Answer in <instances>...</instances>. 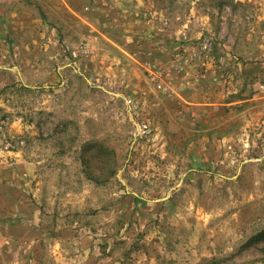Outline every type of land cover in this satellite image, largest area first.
<instances>
[{
  "label": "rangeland",
  "instance_id": "rangeland-1",
  "mask_svg": "<svg viewBox=\"0 0 264 264\" xmlns=\"http://www.w3.org/2000/svg\"><path fill=\"white\" fill-rule=\"evenodd\" d=\"M48 1L0 27V264H264V0Z\"/></svg>",
  "mask_w": 264,
  "mask_h": 264
},
{
  "label": "crops",
  "instance_id": "crops-1",
  "mask_svg": "<svg viewBox=\"0 0 264 264\" xmlns=\"http://www.w3.org/2000/svg\"><path fill=\"white\" fill-rule=\"evenodd\" d=\"M62 3L70 7L68 0H61ZM15 2L18 3V0H0V27L2 28V24H8V26H13L14 17L19 15V12L14 10ZM48 2H51L49 0ZM50 5V3H47ZM52 5H50L51 7ZM17 23V22H16Z\"/></svg>",
  "mask_w": 264,
  "mask_h": 264
},
{
  "label": "trees",
  "instance_id": "trees-1",
  "mask_svg": "<svg viewBox=\"0 0 264 264\" xmlns=\"http://www.w3.org/2000/svg\"><path fill=\"white\" fill-rule=\"evenodd\" d=\"M261 241H264V230L261 231L257 236Z\"/></svg>",
  "mask_w": 264,
  "mask_h": 264
}]
</instances>
